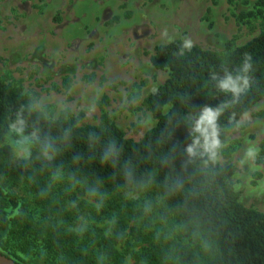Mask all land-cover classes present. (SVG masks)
Here are the masks:
<instances>
[{
	"label": "trees",
	"instance_id": "1",
	"mask_svg": "<svg viewBox=\"0 0 264 264\" xmlns=\"http://www.w3.org/2000/svg\"><path fill=\"white\" fill-rule=\"evenodd\" d=\"M240 18H257L264 27V0H254L251 10L241 13ZM182 42L161 44L150 58L153 68L168 76L155 93L143 99L156 123L142 139L126 138L109 120L99 126H78V118H72L68 110L50 122L33 115L27 131L39 129L42 137L56 143L60 154L55 166L85 178L89 185L99 182L109 195L121 197L124 193V163L134 166L138 175L154 176L155 182L143 193L151 202L156 201L155 195L160 198L154 206L160 208L164 219H173L178 237L151 244L139 257L144 264H264V213L239 202L228 184V171L218 161L206 163V157H189L185 151L191 143L188 117L198 115L204 106L215 108L231 100L230 94L220 92L216 86L225 71L247 75L249 89L236 103H229L220 118L223 142L224 132L236 127L264 98V28L222 58L196 45L180 56ZM248 57L252 67L245 74L242 69ZM28 103L26 96L0 79V179L23 182L43 210L40 220L35 219L34 212L0 186V254L23 264L18 254L8 250L15 242L23 253L44 248L56 264H123L117 247L138 231L135 225H129L130 217L127 219L123 211L110 216L117 218L111 235L101 233L94 222V233L78 234L72 230L79 217L76 207L67 210L64 199L49 195V169L39 160L29 167L12 162L4 136L8 123ZM65 129H71L68 141L62 139ZM110 140L120 150L121 167L101 163V153ZM260 149L257 163L264 166V140ZM80 190L85 192L83 187Z\"/></svg>",
	"mask_w": 264,
	"mask_h": 264
},
{
	"label": "rangeland",
	"instance_id": "2",
	"mask_svg": "<svg viewBox=\"0 0 264 264\" xmlns=\"http://www.w3.org/2000/svg\"><path fill=\"white\" fill-rule=\"evenodd\" d=\"M253 4L254 0H0V79L29 100L35 98L53 120L65 106L72 118H78V126L109 120L126 138L138 141L156 123L143 99L168 76L150 63L155 48L167 43L164 32L175 40L191 39L193 45L222 58L264 28L257 18H240ZM238 125L224 132L225 147L217 161L228 171V184L239 202L264 213V166L256 162L252 170L240 165L244 150L250 144L260 148L264 140V98ZM0 186L40 220L43 210L23 182L0 179ZM66 186L48 190L49 195L64 199L67 210L73 208L68 202L75 201L79 217L89 221L88 232L94 233V222L107 235L106 221L116 212L132 219L129 225L138 231L117 247L123 264H144L139 257L151 244L178 237L173 219H164L156 207V195L150 213L143 211L148 200L144 193L139 201L126 199L124 193L109 195L97 212L80 187L65 191ZM18 249L15 242L8 248L23 264H56L44 248L28 253Z\"/></svg>",
	"mask_w": 264,
	"mask_h": 264
},
{
	"label": "clouds",
	"instance_id": "3",
	"mask_svg": "<svg viewBox=\"0 0 264 264\" xmlns=\"http://www.w3.org/2000/svg\"><path fill=\"white\" fill-rule=\"evenodd\" d=\"M167 44L174 42L175 37L164 32ZM193 47L191 39L185 38L180 45L179 55L183 56L185 51H190ZM250 57L246 58L243 64V73H247L252 65ZM216 80L217 77L213 76ZM217 88L220 92L230 94L231 100L228 103H222L215 108L207 105L204 106L198 115H190L188 117V126L190 128L189 136L191 143L186 145L185 151L189 157H206V163H216L217 159L225 147L221 139L220 133V118L224 110L229 106V103H236L240 97L249 89V79L247 75L237 74L233 75L231 72L225 71L222 78L217 83ZM152 91L155 93L156 88ZM94 105L90 110L94 111ZM61 110L66 111L65 106H61ZM27 114V115H26ZM35 115L38 119H44L50 122V117L43 106L31 98L27 105L21 106L16 113L14 121H10L7 126V132L4 139L7 147L10 150L12 162L16 165L29 167L35 160H39L41 164L49 169L48 190L51 191L57 186L66 184L65 191L76 190L78 187H83L85 196L88 202L95 208L97 212L104 208L109 194L102 190L99 182L89 185L85 178L78 177L75 173H68L61 166H55L54 162L57 160L60 150L56 143L50 137H42L39 129H34L30 133L27 131L29 127V118ZM239 126V125H237ZM71 135V129H65L62 139L68 141ZM261 149L255 145L250 144L243 153L240 160V165H248L250 169H256V162L260 158ZM35 153V155H34ZM120 150L117 148L116 142L110 140L104 147L100 160L101 163L110 165L113 168L121 167L120 164ZM123 184L121 187L124 190L126 199L139 201L141 193L146 192L151 188L155 182V178L151 173L138 175L134 166L129 163L122 165ZM239 188V185L236 186ZM69 207H76L75 201H69ZM153 210V205L150 200H144L143 211L150 213ZM117 224V218L113 216L106 221L107 227L105 233L112 234L113 228ZM89 221L80 216L77 218V223L72 229L78 234H83L88 231Z\"/></svg>",
	"mask_w": 264,
	"mask_h": 264
},
{
	"label": "water",
	"instance_id": "4",
	"mask_svg": "<svg viewBox=\"0 0 264 264\" xmlns=\"http://www.w3.org/2000/svg\"><path fill=\"white\" fill-rule=\"evenodd\" d=\"M0 264H16V263L12 261L11 259L0 254Z\"/></svg>",
	"mask_w": 264,
	"mask_h": 264
}]
</instances>
